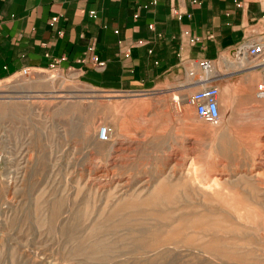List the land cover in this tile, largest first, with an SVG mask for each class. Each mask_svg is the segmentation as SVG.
<instances>
[{"label":"rangeland","instance_id":"rangeland-1","mask_svg":"<svg viewBox=\"0 0 264 264\" xmlns=\"http://www.w3.org/2000/svg\"><path fill=\"white\" fill-rule=\"evenodd\" d=\"M217 70L216 123L174 81L0 80V264H264L260 76Z\"/></svg>","mask_w":264,"mask_h":264},{"label":"crops","instance_id":"crops-1","mask_svg":"<svg viewBox=\"0 0 264 264\" xmlns=\"http://www.w3.org/2000/svg\"><path fill=\"white\" fill-rule=\"evenodd\" d=\"M263 14L264 0H0V80L65 57L92 86L150 90L177 82L187 59H216ZM90 48L104 69L77 63Z\"/></svg>","mask_w":264,"mask_h":264},{"label":"built area","instance_id":"built-area-1","mask_svg":"<svg viewBox=\"0 0 264 264\" xmlns=\"http://www.w3.org/2000/svg\"><path fill=\"white\" fill-rule=\"evenodd\" d=\"M240 5L238 4V7ZM171 13L178 19L182 14L177 9L172 8ZM93 14V13H92ZM142 42H139L141 44ZM92 49L78 59L77 63L81 68L90 64L94 69L102 70L105 68V62L99 56L92 54L88 56ZM65 57L54 59L47 68L40 71L58 72H76V78H80V73L73 66H63ZM240 67L237 73L256 72L260 76V81L255 86V96L258 100L264 101V14L260 21L251 27L247 34L231 48L221 52L216 59L196 58L187 59L184 66L183 75L177 81L178 96H183L186 106L192 109L196 118L216 123L220 120V89L218 82L226 75H219L218 65ZM18 75L28 78L32 75L30 69H21ZM183 92V94H181ZM188 92V93H186ZM178 102L177 100L175 101ZM97 141L100 143L111 142V129L108 125H100L96 131Z\"/></svg>","mask_w":264,"mask_h":264},{"label":"bare ground","instance_id":"bare-ground-1","mask_svg":"<svg viewBox=\"0 0 264 264\" xmlns=\"http://www.w3.org/2000/svg\"><path fill=\"white\" fill-rule=\"evenodd\" d=\"M222 65L220 64V65H218V67H221ZM225 66V68L224 69H228V72L229 71H233L234 73L235 72H237L238 70H240L241 68L240 67H237V68H232V67H234V66H232V67H230V66H227V65H224ZM222 68H223V66H222ZM217 71H219V70H217ZM250 73H256V72H250ZM199 215V214H198ZM206 217V216H205ZM91 252H94L95 251V249H94V247L92 246V250H90Z\"/></svg>","mask_w":264,"mask_h":264}]
</instances>
